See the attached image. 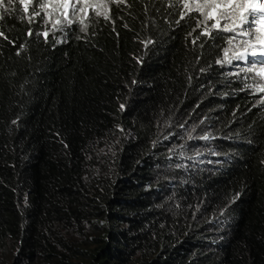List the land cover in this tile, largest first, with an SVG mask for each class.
Masks as SVG:
<instances>
[{
  "label": "trees",
  "instance_id": "trees-1",
  "mask_svg": "<svg viewBox=\"0 0 264 264\" xmlns=\"http://www.w3.org/2000/svg\"><path fill=\"white\" fill-rule=\"evenodd\" d=\"M4 3L0 264H264V84L234 33L178 0Z\"/></svg>",
  "mask_w": 264,
  "mask_h": 264
},
{
  "label": "snow or ice",
  "instance_id": "snow-or-ice-1",
  "mask_svg": "<svg viewBox=\"0 0 264 264\" xmlns=\"http://www.w3.org/2000/svg\"><path fill=\"white\" fill-rule=\"evenodd\" d=\"M11 2L12 0H9V3ZM27 2L31 3L32 0H27ZM36 2L38 3L39 0H36ZM79 2L80 0H76V3ZM114 2L122 3L124 0H114ZM178 2H182L184 8L187 9V11L181 13V20L187 16L188 12L193 10L190 7L191 4L199 6L195 10L200 11L204 19L197 22V28H199L201 24L205 25V29L201 32V35L211 36L212 30L235 33V35L230 37L227 41L229 48L224 50L227 63H232L233 60H242L250 63V67H248L246 71L255 72L257 76L264 75V40L261 39V37L264 36V0H178ZM65 3L71 5L73 10L72 14L74 15L76 12V3H72V0H65ZM0 7H5L4 0H0ZM208 7H214L216 9L215 15L203 11V8ZM236 8H242L238 23L232 20V12ZM97 15H99V13H97ZM208 20H213L214 23L208 25ZM229 21H231L232 26H229ZM57 23H59V21ZM68 23L71 24L72 20L68 19ZM177 23H179V21H177ZM81 31H85V29L82 28ZM44 35L47 36V33H44ZM237 36L248 38L241 42L243 51L234 54L232 57H228L227 54L229 51L233 50L232 45ZM193 42L195 43V41ZM256 42L261 44L260 48L254 46ZM249 49H251V51H249ZM245 53H247V55H245ZM248 56L253 57V60L248 61ZM223 62V60L217 61V63ZM258 65L259 67H257ZM257 91L264 92V86H259ZM204 139H207V137H204Z\"/></svg>",
  "mask_w": 264,
  "mask_h": 264
},
{
  "label": "clouds",
  "instance_id": "clouds-1",
  "mask_svg": "<svg viewBox=\"0 0 264 264\" xmlns=\"http://www.w3.org/2000/svg\"><path fill=\"white\" fill-rule=\"evenodd\" d=\"M55 1H57V0H55ZM65 8H66V7H65ZM65 12H67V11L65 10ZM234 35H235V33H234ZM239 37L242 38V41H245V40L248 39L247 37H244V36H239ZM238 39H239V38H238ZM233 43L236 44V40H235ZM254 46L257 47V48H260V47H261V44H260L259 42H256V43L254 44ZM237 47H238V50H235V51H237L236 53H239V52H242V51H243V48L241 47V44H240L239 46H237ZM249 51H251V49H249ZM236 53H234V54H236ZM245 55H247V53H245ZM252 60H253V57L248 56V61H252ZM233 61H234V63L240 62V63L243 64V65H237V66L240 67L239 70L246 71V69H247L248 67H250V63H248V62H245V61H242V60H233ZM257 67H259V65H258ZM254 73H255V72H254ZM255 75H256V73H255ZM256 76H257V75H256ZM257 77L259 78L261 84L263 85V84H264V75L257 76Z\"/></svg>",
  "mask_w": 264,
  "mask_h": 264
},
{
  "label": "rangeland",
  "instance_id": "rangeland-1",
  "mask_svg": "<svg viewBox=\"0 0 264 264\" xmlns=\"http://www.w3.org/2000/svg\"><path fill=\"white\" fill-rule=\"evenodd\" d=\"M242 9V8H241ZM241 9L240 8H236L235 10H234V13L235 14H240V11H241ZM78 9L76 8V12H75V14L73 15L72 14V12H73V10H72V8L70 9V13H65L63 16H62V18L64 19V20H66V21H68V19H70V18H73V17H75L77 14H78ZM49 17H50V19L52 20V22L53 21H55V10L54 9H50L49 10ZM229 48V47H228ZM232 48H234L235 50H238V47H236L234 44L232 45ZM229 51V52H231V53H236L237 51ZM235 67H238L237 69H240V67L239 66H237L236 64H235Z\"/></svg>",
  "mask_w": 264,
  "mask_h": 264
}]
</instances>
